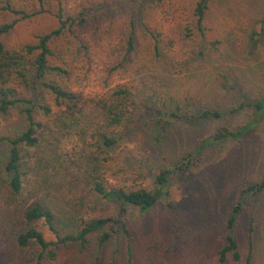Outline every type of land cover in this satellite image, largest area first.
Here are the masks:
<instances>
[{
    "label": "rangeland",
    "instance_id": "374dc122",
    "mask_svg": "<svg viewBox=\"0 0 264 264\" xmlns=\"http://www.w3.org/2000/svg\"><path fill=\"white\" fill-rule=\"evenodd\" d=\"M45 1L51 9H57V0ZM13 2L29 6L36 0ZM197 2L62 0L65 18H86L87 22L83 26L75 24L52 43V63L67 70L70 88L84 99L104 97L118 86L136 93L143 111L136 131L120 151L133 171L142 169L144 160L159 168L169 166L183 154L191 153L195 158L205 138L222 127L236 131L250 118L249 109L234 112L242 96L260 99L264 95V0H211L205 25L208 42L219 41L218 49H192L198 44L184 39V28L193 21ZM8 18L12 17L0 10V22ZM133 22L135 53L113 71L124 55ZM58 24L52 14L22 20L0 41L9 47L34 43L39 35ZM145 26L159 36L160 57L155 56L153 40L145 32ZM194 51H203L205 58L194 59ZM174 100L195 115L201 114L198 109L206 108L220 111L223 117L171 124L167 132L170 138L157 148L147 122L148 109L153 107L151 102L159 107L163 101L168 105ZM84 112L83 125L91 130L100 122L101 113L94 106ZM21 129L22 119L17 111L7 119H0L2 132ZM77 146L75 139L64 137L65 154H73L79 149ZM7 151V146L0 144V159ZM263 176L264 116H261L250 133L207 147L197 167L176 177L173 207H168L167 202L146 212L129 207L126 219L133 264H219V251L226 245L229 212L238 202L243 208L236 228L242 259L234 262L229 258L226 264H264V191L240 197L243 187L261 182ZM116 177L110 178L114 185H125L134 179L121 173ZM250 234L254 247L251 259ZM46 236L55 240L48 232ZM97 242L92 236L84 249L61 246L59 260L72 264H129L123 234L100 253Z\"/></svg>",
    "mask_w": 264,
    "mask_h": 264
},
{
    "label": "trees",
    "instance_id": "16d2710c",
    "mask_svg": "<svg viewBox=\"0 0 264 264\" xmlns=\"http://www.w3.org/2000/svg\"><path fill=\"white\" fill-rule=\"evenodd\" d=\"M57 2L55 10L45 0H36L29 6L0 0V10L12 17L0 22V37L14 31L20 21L43 14H52L59 22L58 27L39 35L34 43L9 47L0 41V119H7L14 111L22 119L21 130L0 131V144L8 148L0 159V262L72 264L59 260L61 246L75 245L84 249L95 236L100 253L109 242L123 234L128 263L133 264L132 239L126 219L129 207L142 212L161 202L173 207L176 177L197 167L207 147L250 133L264 116V95L260 99L242 96L240 106L234 112L249 109L250 118L236 131L222 127L205 138L195 158L191 153L183 154L169 166L159 168L144 160L141 162L143 168L133 171L120 151L136 131L143 108L136 93L126 86H118L106 96L95 99H84L70 88L67 70L52 63V43L75 24L85 25L87 19L65 18L62 0ZM210 2L198 0L193 21L184 28V39L198 44L192 49H218L219 41L208 42L207 37L205 23ZM133 25L134 22L130 26L124 55L113 71L121 68L135 53ZM144 28L153 40L155 56L160 57L158 34L148 26ZM202 43H205L204 48ZM205 56L203 51H194V59ZM162 103L158 107L157 103L151 102L153 107L148 109L150 119L147 122L152 127L151 136L157 148L170 138L167 132L171 124L223 117L220 111L206 108L198 109L201 114L195 115L175 100L168 105L165 101ZM89 106L98 108L101 113L100 122L91 130L85 129L82 121ZM64 137L77 141L79 149L73 154L63 152ZM114 167L118 168L117 175H130L133 182L112 184L111 177L118 179ZM263 191L264 176L261 182L243 187L240 197L259 195ZM242 211L241 202H238L229 212L226 245L219 251V264H226L229 258L234 262L242 259L236 234ZM47 232L55 240H49ZM252 248L250 234L249 259Z\"/></svg>",
    "mask_w": 264,
    "mask_h": 264
}]
</instances>
